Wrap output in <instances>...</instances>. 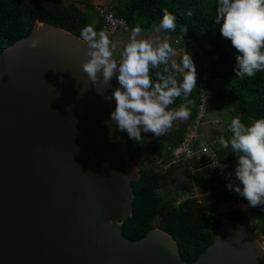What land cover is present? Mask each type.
Returning <instances> with one entry per match:
<instances>
[{
	"label": "water",
	"instance_id": "1",
	"mask_svg": "<svg viewBox=\"0 0 264 264\" xmlns=\"http://www.w3.org/2000/svg\"><path fill=\"white\" fill-rule=\"evenodd\" d=\"M87 47L37 21L0 55V264H264L256 238L227 214L193 263L161 229L124 237L141 172L125 131L106 124L117 76L94 86L81 68Z\"/></svg>",
	"mask_w": 264,
	"mask_h": 264
},
{
	"label": "trees",
	"instance_id": "2",
	"mask_svg": "<svg viewBox=\"0 0 264 264\" xmlns=\"http://www.w3.org/2000/svg\"><path fill=\"white\" fill-rule=\"evenodd\" d=\"M107 5L112 7L116 16L127 21L131 30L139 26L142 33L154 28V25L158 27L163 9L167 8L176 16V29L162 32L180 39L181 44L192 40L193 44L215 58L214 65H211V80L220 78L227 83L225 77L231 79L227 94L232 115L227 127L217 132L220 136L230 141L232 133L229 125L234 118L239 117L245 125L254 119L264 118V70L252 77H237L234 69L239 53L231 41L221 35L222 22H215L218 0H112ZM189 10L191 16L187 15ZM95 19L99 20L96 25L99 32L102 20L95 7L81 5L78 0H0V55L12 44L28 37L37 21L62 28L81 38V30L87 25L94 26ZM185 26L188 29L186 33L183 30ZM219 97L214 95L212 102L219 101ZM189 99L192 101L189 105L190 117L185 121H174L165 135L155 137L142 131L141 139L137 141L124 132L129 155L138 163L141 176L137 182H132L135 196L133 215L125 221L123 234L127 240L134 242L154 229H161L174 238L182 259L193 263L214 243L215 230L222 223L210 206L194 197L195 189L199 187L200 193L208 194L217 209L234 199L216 172L205 170L203 173L196 164L190 169V165L182 163L166 171L160 169L163 163L171 161L170 149L183 143L189 125L197 115L199 100L195 90ZM184 102L182 98H177L169 108H178ZM220 149L221 156L237 166V153L230 143L227 148L221 146ZM173 186H176V196H172ZM243 201L248 205V211L236 208L227 213L228 219L252 233L247 221L249 216H254L261 221L264 234V205L252 207L245 198Z\"/></svg>",
	"mask_w": 264,
	"mask_h": 264
},
{
	"label": "clouds",
	"instance_id": "3",
	"mask_svg": "<svg viewBox=\"0 0 264 264\" xmlns=\"http://www.w3.org/2000/svg\"><path fill=\"white\" fill-rule=\"evenodd\" d=\"M218 15L215 22L221 24V35L230 40L239 53L236 56L237 77H252L264 70V0H218ZM187 15L191 16L189 10ZM176 16L163 9L162 21L154 25L156 33L175 31ZM187 32V27H184ZM141 27L131 30L126 43L120 46L119 59H113L117 53V44L113 43L104 30L97 32L92 25L81 30V41L86 44L85 55L89 57L81 65L89 81L96 86L110 87V81L117 76L119 87L115 88L105 100L114 98L116 105L110 113V128L114 122L129 138L139 141L141 132L152 133L155 137L165 135L174 121L187 120L190 115L189 99L196 88V68L191 55L186 51L173 49L167 38L159 36L145 37ZM40 46L39 39H32L30 48ZM177 98L185 102L178 108L170 109ZM229 130L232 137L219 138L222 147L229 143L237 153L235 181L227 184L230 190L244 197L249 205H264V118L254 119L249 125L240 118L232 119ZM212 168L220 165L213 160Z\"/></svg>",
	"mask_w": 264,
	"mask_h": 264
},
{
	"label": "built area",
	"instance_id": "4",
	"mask_svg": "<svg viewBox=\"0 0 264 264\" xmlns=\"http://www.w3.org/2000/svg\"><path fill=\"white\" fill-rule=\"evenodd\" d=\"M95 9L99 19L102 20V30L108 34L112 42H114L116 35L121 31L131 33V28L127 21L124 18L116 16L110 5H97ZM189 42H192V40H189ZM175 43L181 44V40L176 39ZM196 76V88L193 90L197 92L199 100L197 115L193 122L189 125L183 143L176 148L170 149L171 161L163 163L160 166V169L166 171L172 166L180 163L190 165L193 161H200V170L209 169L215 171L217 176L225 183L227 191L234 199L233 202L237 205L236 208L248 211L249 207L243 201L244 197L238 195L234 190H230L227 187L229 182L239 186L241 189L243 187L238 181H235L234 173L237 166L229 163L226 157L221 156V151L217 146L216 141L209 142L202 139V127L209 114L214 94L211 89L210 74L206 73L202 69L196 68ZM213 160H216L222 166L227 165V167L223 168V170L220 167L212 168L210 165L213 163ZM247 225L251 229L252 235L256 238L264 250V234L261 229V221L254 216H249Z\"/></svg>",
	"mask_w": 264,
	"mask_h": 264
},
{
	"label": "crops",
	"instance_id": "5",
	"mask_svg": "<svg viewBox=\"0 0 264 264\" xmlns=\"http://www.w3.org/2000/svg\"><path fill=\"white\" fill-rule=\"evenodd\" d=\"M110 3H111V0H89L87 5L96 7L97 5H101V4L107 5ZM98 21L99 20L97 19V21L95 22L96 25L98 24ZM96 25H94L93 27H94V30L97 31ZM142 35L145 37L159 36L161 39L167 38L173 49L177 51H181V52L186 51L187 53H189L194 62V66L206 72L205 70L206 64H204L206 63L205 54L203 52L198 51L195 48H190L192 47L191 46L192 42H189L186 44H176L175 43V40L177 39L176 37H172L171 35H168L162 31L160 33H156L154 28L142 33ZM129 36H130V33H125L122 31L116 35L113 43L117 44V53H114L117 59H119L118 51L120 49V46L123 43L127 42ZM225 84L226 83L220 78L215 79V81L211 80L212 92L215 95V97L220 96L219 97L220 100L217 102H212L206 122L203 125L202 131H201V136L203 140H206L209 142L216 141L217 146L219 148H221V144L219 143V138L221 136L217 132L227 127L228 120H230V114H232V109L229 106V102H228V94L225 89ZM215 104H218V105L216 106ZM223 137L225 138V136ZM194 164H196V166L198 165L199 166L198 170H200V165H201L200 161L199 162L193 161L190 164L189 168L190 169L193 168ZM204 170H209V169H203L200 171L203 172ZM209 171H213V170H209Z\"/></svg>",
	"mask_w": 264,
	"mask_h": 264
},
{
	"label": "rangeland",
	"instance_id": "6",
	"mask_svg": "<svg viewBox=\"0 0 264 264\" xmlns=\"http://www.w3.org/2000/svg\"><path fill=\"white\" fill-rule=\"evenodd\" d=\"M88 1H89V0H78V2H79L81 5H83V4H87ZM111 1H112V0H111ZM95 11H96V9H95ZM91 15H93L92 12H91ZM96 21H97V19H95V21H94V25H96V24H95ZM172 37H174V36H172ZM191 46H192V47H190V48H195V49H197L198 51L203 52V53L205 54V60H206V63H204V64H206V65H205V70H206V73L210 74L211 71H212V66H213L214 63H215V58L212 57V56H210V55L206 52V50L200 49V48H199L198 46H196L195 44L191 43ZM211 65H212V66H211ZM225 79H226V82L228 83V84H227V83L225 84V89H226V92L229 93V91H230V87H229V85H231V79H230V77H225ZM222 80H223V79H222ZM214 81H215V80H214ZM223 81H224V80H223ZM214 102H216V101H214ZM215 105L217 106L218 104H215ZM231 115H232V114H230V118H231ZM228 121H229V120H228ZM204 172H205V170L203 171V173H204ZM209 172H211V171H209ZM171 191H172V196H176V195H177L176 186H173V187L171 188ZM166 193H167V192H166ZM194 197L200 199L202 202H205L208 206H210V208L212 209V211L215 213L216 217L219 218V219H221L225 214L229 213L231 210L235 209L236 206H237L234 202H232V203H229V204L225 205L224 207H222V208H220V209H217V208L214 206L212 200L209 198V195H208V194H202V193H200V188H199V187H197V188L195 189ZM179 202H180V200H178L177 203H179Z\"/></svg>",
	"mask_w": 264,
	"mask_h": 264
},
{
	"label": "flooded vegetation",
	"instance_id": "7",
	"mask_svg": "<svg viewBox=\"0 0 264 264\" xmlns=\"http://www.w3.org/2000/svg\"><path fill=\"white\" fill-rule=\"evenodd\" d=\"M113 57H115V58L117 59V57H116V55H115V54H114V56H113ZM233 210H234V209H233ZM231 211H232V210H231ZM231 211H230V212H231Z\"/></svg>",
	"mask_w": 264,
	"mask_h": 264
}]
</instances>
